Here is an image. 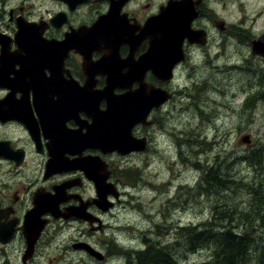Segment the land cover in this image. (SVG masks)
<instances>
[{
  "label": "flooded vegetation",
  "instance_id": "af4514ba",
  "mask_svg": "<svg viewBox=\"0 0 264 264\" xmlns=\"http://www.w3.org/2000/svg\"><path fill=\"white\" fill-rule=\"evenodd\" d=\"M224 1L0 0V264H60L66 233L76 236L63 251L80 264L117 255L100 237L105 218L132 161L164 137L171 103L197 84L207 91L197 71L212 79L237 66L225 58L264 64L253 52L260 0ZM234 5L247 6L236 17ZM254 89L242 107L261 99Z\"/></svg>",
  "mask_w": 264,
  "mask_h": 264
},
{
  "label": "rangeland",
  "instance_id": "374dc122",
  "mask_svg": "<svg viewBox=\"0 0 264 264\" xmlns=\"http://www.w3.org/2000/svg\"><path fill=\"white\" fill-rule=\"evenodd\" d=\"M224 2L228 4L229 0ZM244 6L234 5V16L245 11L247 5ZM255 10L264 14V0L256 2ZM222 14L225 19L231 17ZM253 32H264V24L254 26ZM235 60L225 58L227 65L237 66L212 79L202 71L194 72L196 83L206 85L203 89L207 91L198 92L197 84L195 89L185 90L179 105L174 100V110L164 120V137L155 140L151 153L137 156L128 167V184L121 182L118 187L125 191L123 202L106 216L107 226L100 235L104 245L109 242L117 250V255L109 256L105 264H125L127 251L142 250L141 240L147 239L158 247L163 244L165 251L181 264L206 261L207 252L189 245L196 236L186 238L180 231H198L199 225L208 221L212 233L228 227L240 234L251 226L264 237V224L256 217L264 210V87L257 85L264 64L254 59L242 64ZM253 87L263 89L261 99L242 107L245 91ZM237 92L238 98L232 101L231 95ZM245 136L248 143L241 140ZM215 173L212 183L208 178ZM207 175L208 183L204 185ZM223 214L230 215V220L221 218ZM75 236L76 233H66L58 240V251L54 245L48 249L67 254L60 264H80V253L63 251ZM90 243L96 249L101 247L96 237ZM41 263L46 264L42 259ZM259 263L264 264V257Z\"/></svg>",
  "mask_w": 264,
  "mask_h": 264
},
{
  "label": "trees",
  "instance_id": "16d2710c",
  "mask_svg": "<svg viewBox=\"0 0 264 264\" xmlns=\"http://www.w3.org/2000/svg\"><path fill=\"white\" fill-rule=\"evenodd\" d=\"M210 177L208 178L207 175L202 184L208 183L206 178L213 183L217 175L215 173ZM259 215L258 213L256 217L259 218ZM221 218L230 220L231 217L223 214ZM213 219L223 221L216 217ZM253 219L256 220V218ZM199 227L201 229L198 231L195 230L196 228H185L180 231L185 233L186 238L196 236L195 241L189 245H195L198 250L208 254L206 261L191 264H260L259 259L264 257V239L258 229L246 226L243 232L236 234L233 229L222 227L219 232L212 233L208 230L210 221L200 224ZM252 255L254 256L252 257ZM128 256V264H181L164 248H157L155 245L135 253L134 256Z\"/></svg>",
  "mask_w": 264,
  "mask_h": 264
},
{
  "label": "water",
  "instance_id": "95a60500",
  "mask_svg": "<svg viewBox=\"0 0 264 264\" xmlns=\"http://www.w3.org/2000/svg\"><path fill=\"white\" fill-rule=\"evenodd\" d=\"M259 42H256L254 44L253 52L264 57V35L260 38ZM241 140L244 143H248V136H245ZM116 143H117V145L123 146V145L126 144V140H125V138L119 136V137H117V142ZM131 150H135V149L131 148V149H128L127 151H131Z\"/></svg>",
  "mask_w": 264,
  "mask_h": 264
},
{
  "label": "bare ground",
  "instance_id": "6f19581e",
  "mask_svg": "<svg viewBox=\"0 0 264 264\" xmlns=\"http://www.w3.org/2000/svg\"><path fill=\"white\" fill-rule=\"evenodd\" d=\"M209 190H210V189H209ZM205 193H207V192H205ZM205 193H204V194H205ZM211 193H212V192H211ZM204 194H203V195H204ZM209 196H210V195H209ZM199 226H200V225H199ZM139 232H140V231H139ZM175 232H176V231H175ZM146 233H147V232H146ZM151 233H152V232H151ZM135 234H137V233H135ZM144 234H145V233H144ZM145 236H146V235H145ZM152 236H153V235H152ZM140 237H141V236H140ZM146 237H147V236H146ZM149 237H150V236H149ZM149 237H148V238H149ZM144 238H145V237H144ZM155 239H156V238H155ZM158 239H159V238H158ZM149 241H151V240H149ZM146 242H147V241H146ZM152 244H153V243H152ZM144 245H145V244H144ZM150 245H151V244H150ZM155 245H156V244H155ZM162 245H163V244H162ZM139 247H142V246H139ZM127 248H128V247H127ZM131 248H132V246H131ZM135 248H136V247H135ZM142 248H143V247H142ZM142 248H141V249H142ZM118 250H119V249H118ZM116 251H117V250H116ZM122 251H123V250H122ZM134 251H135V249H134ZM117 253H118V252H117ZM120 253H121V252H120ZM125 253H126V252H124L123 254H125ZM131 253H132V252H131ZM132 255H133V253H132ZM128 257H129V256H128ZM132 258H133V257H132ZM134 258H135V257H134ZM177 262H178V260H177Z\"/></svg>",
  "mask_w": 264,
  "mask_h": 264
}]
</instances>
